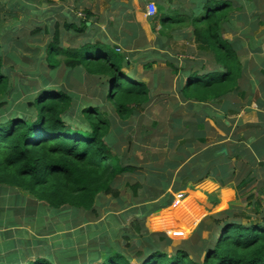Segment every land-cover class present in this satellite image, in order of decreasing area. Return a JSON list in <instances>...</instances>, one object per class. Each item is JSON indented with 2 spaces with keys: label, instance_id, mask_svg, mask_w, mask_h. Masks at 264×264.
I'll return each instance as SVG.
<instances>
[{
  "label": "trees",
  "instance_id": "obj_1",
  "mask_svg": "<svg viewBox=\"0 0 264 264\" xmlns=\"http://www.w3.org/2000/svg\"><path fill=\"white\" fill-rule=\"evenodd\" d=\"M262 1L188 0L187 5L180 2L171 7L170 0H159L156 13L148 16L151 33L156 34L152 45L146 41L141 44L145 33L134 20L125 19L129 22L123 20L121 27H113L115 20L107 17L101 28L95 24L99 22L98 15L89 9L83 10L82 16L75 13V21L71 14L63 13L62 28L70 36L66 38L70 41L72 36L80 41L73 46H62L58 23L52 29V25L45 22L33 21L31 36L50 34L48 43L36 47L24 44L25 37L16 35L13 28L14 33L0 44V95H3L0 107L7 113L0 120V189L26 193L43 201L51 211L58 210L57 214L71 212L72 218L77 217L79 211L96 213L94 207L99 196L119 201L122 214L114 218L118 226L120 219L126 225L127 231L123 230L125 232L119 237L125 249L118 240L111 241L109 248L96 257L94 254L84 257L87 261L83 264H264V210L259 212L257 220L235 207H232L235 212L232 218H227L231 216V207L207 215L176 245L166 233L149 231L144 225L148 216L170 206L172 193L186 190L207 178L210 172L202 171L204 175L196 181L193 173L183 174L187 167L184 163L191 160L192 151L177 145L175 153L169 156L167 153L162 172L145 173L144 178L149 176L145 179L148 187L141 181L124 184L123 189L130 191L127 197L130 202L125 203L120 198L119 182L137 166L126 162L118 152L119 145H113L115 123L105 118V111L99 108L109 102L117 119L125 121L137 110L149 107L155 84L142 81L134 74V69L141 63L143 69L150 70L156 62L146 55L140 62L141 55L158 56L165 69L155 73L153 78L176 77L177 98L190 110L187 124L184 125L183 119L174 118L169 127L176 133L175 137L206 146L211 140L205 138L204 118L210 117L219 127L224 126L218 113L227 96L245 97L240 89L247 71V64L239 55L243 39L223 37L225 31L233 28L230 14L234 10H246L248 13L243 12L242 24L249 31H256L260 25L264 26L261 14H253L257 3ZM35 3L53 2L35 0ZM39 4L25 3L21 7L28 15L41 19L45 9L40 10L41 16L34 13L40 9ZM5 15L15 17L13 13ZM130 17L127 15L128 19ZM49 19V23L56 22ZM240 34L245 35L243 30ZM247 40L251 46L256 44L252 34H248ZM16 54L24 61L16 62L20 60ZM19 54L35 57L31 60ZM7 62L12 64L5 65ZM17 63L24 64L20 69L22 76L13 75V66ZM26 63L30 64L25 69ZM38 64L43 68L37 67ZM58 70L65 71L64 80L74 76L102 103L92 104L57 85L54 76ZM34 79H38V87L33 84ZM27 91H34L35 96L25 94ZM7 95L22 99L9 109L4 99ZM206 105L217 109L209 112L203 109ZM230 129L225 128L227 133ZM187 134L189 138H185ZM176 139L170 137L168 146L172 147ZM219 148V144H213L204 151L216 154ZM180 166L179 173L174 175ZM197 168L200 169L192 167V172ZM169 185L171 192L167 191ZM81 217L83 222L88 221L87 216ZM242 218H246V224L242 223ZM76 225H67L66 229ZM203 233L207 236L203 237ZM72 243L74 241L70 240L68 244ZM20 254L18 250L10 253L4 257L6 261L0 257V264H18ZM20 264L55 263L46 256H37Z\"/></svg>",
  "mask_w": 264,
  "mask_h": 264
},
{
  "label": "rangeland",
  "instance_id": "obj_2",
  "mask_svg": "<svg viewBox=\"0 0 264 264\" xmlns=\"http://www.w3.org/2000/svg\"><path fill=\"white\" fill-rule=\"evenodd\" d=\"M12 1L13 3H10L9 0H2L0 2V44H4L8 36L16 32V35L25 37L26 43L24 42V44H28L30 47L44 46L48 43L49 33L37 36L30 35V31L34 27L33 21H36L40 24L45 22L46 25H52V29L54 24L58 23L59 30L62 32V46H73L80 41L74 40L72 36L70 41L66 38L69 35L62 28L63 21L65 20L63 13L71 14L75 21L77 16H82L81 12H84L83 10L86 9L98 15L99 22L95 24H98L101 28L104 27L103 20L107 17H109V20H115L113 27H121L123 20L132 19V22L134 20L145 33V39L141 42L142 45L145 41L150 45L155 41L156 34L151 33V24L146 14V5L149 2H153L156 5V2L159 0H52L53 3L51 4H39L35 3V0ZM180 2L187 5L188 0H170L169 4L171 5L169 6L175 7ZM25 3L28 5L39 4L40 9L34 13L41 16L42 13L40 10L45 9L43 17L37 19L33 15H28L23 7H21V4ZM18 4L19 7H16ZM58 8L60 9L58 10ZM243 12L248 13L246 10H234L231 12L230 20L233 28L225 31L223 37L227 39H231L234 36L242 37L243 50L239 55L243 62L247 64V74L251 79L257 80L254 76L259 77V71L264 70V32L262 31L264 26L260 25L257 28L258 30L249 31L242 24ZM7 13H13L15 17L11 18L5 15ZM253 14H261V19L264 20V1L257 3V8ZM127 15L131 16L130 19L127 18ZM49 18L56 20V22L51 21L49 23ZM43 26L40 27L43 28ZM13 28H15L14 32ZM242 30L245 35L240 34ZM248 34H252L255 37L256 44L251 46L247 40ZM179 45H177V48ZM19 55L29 57L31 60L35 57L31 54ZM145 55L148 58H155L156 62L151 66L150 70L143 69L142 64L138 63L134 69V74L139 75L140 79L146 83L152 82V84H155L151 89L152 102L149 104L150 106L145 110H137L125 121H119L117 119L113 107L109 102L99 106L101 111H105V118L115 123V126H113L115 128L113 138L116 141L113 145H119V151L118 149L117 151L122 153L126 162L137 166V169L133 173L126 174L119 182L121 190L120 198L125 203H127V197L130 195L128 189H123L126 182L143 181V184L146 185V177L144 179L141 177L146 175L145 170L154 172L158 167H162L167 153L168 156L171 153H175L177 151V145L186 147L185 149L188 151H193L192 140L175 137L176 133L169 127L170 123H174V118L183 119L184 125L187 124L186 122L190 116V110L177 98L178 94L175 92V77L170 76L154 79L153 75L164 70L165 65L160 62L158 56L152 54L141 55L140 62L145 59ZM11 61L13 60L11 59ZM19 61L24 60L20 58L16 62ZM4 64L11 65L12 63L7 62ZM17 64L13 66V75L17 74L22 76L20 69H22L24 64ZM29 64H25V69ZM41 66V64L37 65V67L43 68ZM253 67H255L254 70ZM64 76L65 71H57L54 76L57 85H62L67 91L74 92L85 100H90L92 104L102 103L99 99H95V96L84 85L80 84L74 76L69 77L67 80H64ZM37 80L34 79L33 83L36 87L39 86ZM23 83L26 84L27 81L23 80ZM25 94H29L32 98L35 96L34 91H27ZM10 96L7 95L4 98L9 104V109L22 99L21 97L11 98ZM2 97L3 95H0V102L2 101ZM6 114L1 111L0 107V120H3ZM30 119L33 120V117L31 116ZM182 134L181 136L184 135ZM170 137L177 138L172 147L168 146ZM189 137L190 135L187 134L185 138ZM185 162L189 161L187 160ZM202 188L206 189L205 186ZM198 192L202 193L198 188H187L181 193L172 194V205L170 204V206L147 217L144 221L145 227L148 230L152 228L169 232L173 240V245L178 244L194 227L199 217H203L199 210L193 208V201L198 200L200 197ZM195 195H198V197H195ZM177 199L179 200L177 201ZM181 205L187 206L188 209L181 210L179 208ZM25 208L28 209V212L25 211ZM120 208L119 201L113 200L108 196H99L94 207L96 213H81L79 211L78 216H87L88 221L83 222L81 217L68 219L67 216H71V212L66 215L57 214L59 212L58 210L51 211L43 201H37L21 191L0 189V257L4 259L6 255L18 250L21 252L17 259L18 264L32 261L37 256H46L55 264H83V262L87 261L86 258H90L92 254L96 257L99 252H104L108 249L111 241L118 240L120 246L125 249L124 242L119 237L125 232L123 230L127 231L126 225L124 226V222L120 219V226H118L117 219L114 218L122 214ZM249 209L243 208V210ZM211 211L210 214L225 210H221L219 205H217ZM240 212H242L241 209ZM234 213L231 206L229 214L231 216H227V218H232V214L234 215ZM28 214L31 216H28ZM207 215L209 214H206V217ZM170 216L173 217L171 218ZM251 217L256 220L258 218L256 214H252ZM245 219L242 218L243 224L247 223ZM18 221L20 222L19 224H17ZM70 224H77L78 229L81 231L80 235L82 236L77 239V243L68 244L70 240L75 242L74 238H71L73 236L69 235L70 233H68L67 238L65 237L67 234L66 231H68L66 226ZM206 236L207 233H203V237ZM61 248L66 249V251L61 252ZM84 257L86 258L84 259Z\"/></svg>",
  "mask_w": 264,
  "mask_h": 264
},
{
  "label": "crops",
  "instance_id": "obj_3",
  "mask_svg": "<svg viewBox=\"0 0 264 264\" xmlns=\"http://www.w3.org/2000/svg\"><path fill=\"white\" fill-rule=\"evenodd\" d=\"M247 71H245L246 73L240 85L245 97L227 96L220 110L221 113H218V116L223 119L224 126L219 127L210 117L204 118L205 138L211 141L202 147L201 143L192 140L191 160L184 163H187L188 167L183 170V174L185 172L193 173L195 181L204 175L202 171L210 172L207 178L188 187L191 189L198 188L202 191V193L198 192L199 199L193 201V208L199 210L203 217L206 214L210 215L211 210L217 205L221 210L229 209L231 206L237 207L242 210L243 214L250 216L255 213L258 215L259 212L264 210V70L259 71V77L254 76L257 80L251 79ZM203 109L212 112L213 109L217 108L206 105ZM226 127H231L228 133L225 130ZM213 144L220 145L217 153L215 152L216 154L204 151ZM197 166L201 170L197 168V171L192 172V167ZM161 169L162 167H158L154 172L159 174L162 172ZM180 169L181 166L175 170L174 175L179 173ZM145 172L148 175L150 173L148 170H145ZM144 176L141 177L144 179ZM141 182L143 183V181ZM145 186L148 187L147 184ZM204 186L206 189L202 188ZM168 187L167 191L171 192V185ZM195 197H198V195H195ZM127 202H130L128 198ZM243 203H245L244 206H242ZM244 207L250 209L243 210ZM179 208L181 210L188 209L185 205H181ZM157 212L155 211V213ZM78 217L81 216L77 215L73 219ZM203 217H199L194 227L183 237L184 239L191 234ZM67 218L72 219L71 216H67ZM76 227L69 228L65 236L67 238L68 233H70L69 235L73 236L71 238L75 240L74 243H77V239L82 236L80 235V229ZM150 230L152 232L161 231L152 228ZM161 232L166 233L171 238L169 232Z\"/></svg>",
  "mask_w": 264,
  "mask_h": 264
},
{
  "label": "built area",
  "instance_id": "obj_4",
  "mask_svg": "<svg viewBox=\"0 0 264 264\" xmlns=\"http://www.w3.org/2000/svg\"><path fill=\"white\" fill-rule=\"evenodd\" d=\"M156 13V5L153 2H149L146 5L147 16H153Z\"/></svg>",
  "mask_w": 264,
  "mask_h": 264
},
{
  "label": "clouds",
  "instance_id": "obj_5",
  "mask_svg": "<svg viewBox=\"0 0 264 264\" xmlns=\"http://www.w3.org/2000/svg\"><path fill=\"white\" fill-rule=\"evenodd\" d=\"M156 10H157V8H156Z\"/></svg>",
  "mask_w": 264,
  "mask_h": 264
},
{
  "label": "water",
  "instance_id": "obj_6",
  "mask_svg": "<svg viewBox=\"0 0 264 264\" xmlns=\"http://www.w3.org/2000/svg\"><path fill=\"white\" fill-rule=\"evenodd\" d=\"M89 24V23H88Z\"/></svg>",
  "mask_w": 264,
  "mask_h": 264
}]
</instances>
